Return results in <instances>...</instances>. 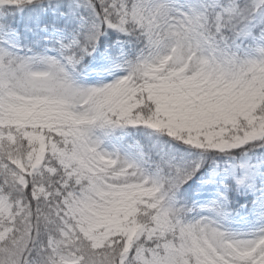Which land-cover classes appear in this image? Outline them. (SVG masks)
<instances>
[{
    "label": "snow or ice",
    "instance_id": "obj_1",
    "mask_svg": "<svg viewBox=\"0 0 264 264\" xmlns=\"http://www.w3.org/2000/svg\"><path fill=\"white\" fill-rule=\"evenodd\" d=\"M0 264H264V0H0Z\"/></svg>",
    "mask_w": 264,
    "mask_h": 264
}]
</instances>
